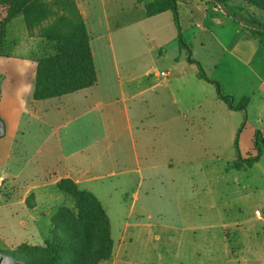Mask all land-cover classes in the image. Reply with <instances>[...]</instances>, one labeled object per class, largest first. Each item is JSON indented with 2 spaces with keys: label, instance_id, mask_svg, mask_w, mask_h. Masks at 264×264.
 <instances>
[{
  "label": "crops",
  "instance_id": "obj_1",
  "mask_svg": "<svg viewBox=\"0 0 264 264\" xmlns=\"http://www.w3.org/2000/svg\"><path fill=\"white\" fill-rule=\"evenodd\" d=\"M159 1L81 7L86 24L99 26L94 86L38 100L36 70L25 85L7 81L0 100L5 176L32 178L35 186L41 154L57 155L58 176L75 181L106 214L113 253L104 264H264V227L244 225L262 226L263 210L246 214L236 202L257 196V172L264 176V147L253 165L239 158L258 154L256 130L264 137V42L214 3L177 1L182 48L174 13L148 14ZM190 60L245 110L219 99ZM27 85L31 92L18 96ZM247 130L254 143L242 156Z\"/></svg>",
  "mask_w": 264,
  "mask_h": 264
},
{
  "label": "rangeland",
  "instance_id": "obj_2",
  "mask_svg": "<svg viewBox=\"0 0 264 264\" xmlns=\"http://www.w3.org/2000/svg\"><path fill=\"white\" fill-rule=\"evenodd\" d=\"M97 1L0 0V32L4 30L0 50V100L7 81L25 85V80L26 83L33 80L35 70L37 88L43 64L60 57L73 56L72 68L88 73L87 78L74 84L68 78L63 87L78 86L80 89L75 91L78 92L98 82L92 35H98L99 26H88L81 12V7L85 12L92 11ZM123 1L127 5L128 0ZM256 2L231 0L228 6L238 17L264 26V10ZM60 53L62 56L58 57ZM17 63L24 67H13ZM9 86L10 82L7 90ZM257 126L256 121L250 123V127ZM3 128L0 122V264H104L110 260L113 245L103 208L91 194L81 192L75 181L58 176L57 155L41 154L42 176L35 186L32 178L23 182L17 181L15 173L5 176L10 161ZM251 133L252 130H247L240 141L242 156H246L251 146ZM43 144L47 146L50 141ZM26 156L32 168L35 155ZM257 174L258 185L254 187L259 190L257 196L243 195L236 201L246 214L254 212L257 206L264 213L263 171ZM259 224L262 226L249 220L244 225L262 229L264 216Z\"/></svg>",
  "mask_w": 264,
  "mask_h": 264
},
{
  "label": "trees",
  "instance_id": "obj_3",
  "mask_svg": "<svg viewBox=\"0 0 264 264\" xmlns=\"http://www.w3.org/2000/svg\"><path fill=\"white\" fill-rule=\"evenodd\" d=\"M177 1L178 0H162V1H159V2H156L154 4L149 5L147 7V10H148L149 15H155V14L167 11V10H171L174 13L176 25H177L178 32H179V41H180L181 47L183 48V47H185V45L182 41V36H181V26H180V21H179V14H178V10L176 7ZM195 1L196 0H191V2H195ZM200 1L204 2V3H213L209 0H200ZM218 1H220L225 6L229 7L228 2L231 0H218ZM249 1H251L252 3L256 2L255 0H249ZM258 3L261 6V8L264 10V0H258ZM215 5H217V4H215ZM229 9L232 12H234L230 7H229ZM235 15L239 16L236 13H235ZM258 25H260V24H258ZM249 30L255 36L259 37L264 42V31H258V30H254V29H249ZM3 37H4V30H2L0 32V50L3 46ZM60 56H62L61 53L58 55V57H60ZM49 61H51V62H48V64H43V66L41 68L42 72L39 75L38 86L36 88V94H35L36 99L45 100V99H49V98H52V97H55L58 95H65L68 93H72V92H75V91L80 89L78 86H76V87H72V86L63 87V82L68 80V78H70L72 80V84H74V82L79 81L81 78H84V79L87 78L86 76L88 75V73H86L85 71H81V70H78L76 68H72L71 64L73 61H75L73 56L71 58L60 57V59H57V60L52 59ZM190 61L192 63L197 64V66L199 68V75L203 80H205V81L216 86L219 99L228 102L232 109L245 110L244 106L239 107V108L233 107L234 98L229 97V96H224L221 93L219 84L217 82L211 81L207 77L206 72L203 69V67L201 66V64H199L193 60H190ZM236 146L238 149V144H236ZM262 147H264V137L260 131H257L256 135H255V148L258 151V154L256 156H254L250 159H246V160H243V159H241V157H239L240 161L247 163L249 165L255 164L260 159V156L262 154Z\"/></svg>",
  "mask_w": 264,
  "mask_h": 264
},
{
  "label": "water",
  "instance_id": "obj_4",
  "mask_svg": "<svg viewBox=\"0 0 264 264\" xmlns=\"http://www.w3.org/2000/svg\"><path fill=\"white\" fill-rule=\"evenodd\" d=\"M178 1H182V2H189L191 0H178ZM215 4H217L221 11L227 15L228 17L232 18L233 20H235L237 23L245 26L248 29H254V30H258V31H264V26L262 25H258L256 23L253 22H249L241 17L236 16L230 9L229 7L225 6L224 4H222L220 1L218 0H209Z\"/></svg>",
  "mask_w": 264,
  "mask_h": 264
},
{
  "label": "built area",
  "instance_id": "obj_5",
  "mask_svg": "<svg viewBox=\"0 0 264 264\" xmlns=\"http://www.w3.org/2000/svg\"><path fill=\"white\" fill-rule=\"evenodd\" d=\"M160 77H161L162 84L168 83V80H169V73L168 72L162 71L160 73ZM254 215H255V217L261 218L262 212L260 210H256Z\"/></svg>",
  "mask_w": 264,
  "mask_h": 264
},
{
  "label": "clouds",
  "instance_id": "obj_6",
  "mask_svg": "<svg viewBox=\"0 0 264 264\" xmlns=\"http://www.w3.org/2000/svg\"><path fill=\"white\" fill-rule=\"evenodd\" d=\"M30 63V62H29ZM25 73H21V75H24ZM31 85H27L26 87H24L23 89H18L17 90V95L20 96L23 93H30L31 92Z\"/></svg>",
  "mask_w": 264,
  "mask_h": 264
}]
</instances>
